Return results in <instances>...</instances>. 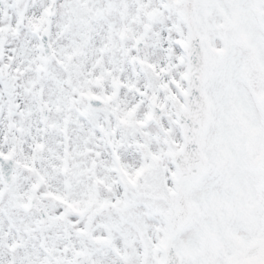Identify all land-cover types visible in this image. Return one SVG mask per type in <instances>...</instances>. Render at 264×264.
Here are the masks:
<instances>
[{
	"label": "snow or ice",
	"instance_id": "snow-or-ice-1",
	"mask_svg": "<svg viewBox=\"0 0 264 264\" xmlns=\"http://www.w3.org/2000/svg\"><path fill=\"white\" fill-rule=\"evenodd\" d=\"M0 264H264V0H0Z\"/></svg>",
	"mask_w": 264,
	"mask_h": 264
}]
</instances>
